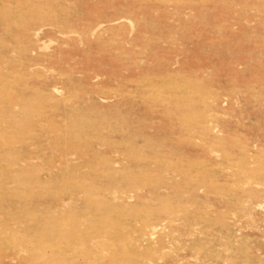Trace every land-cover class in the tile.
Returning <instances> with one entry per match:
<instances>
[{
  "label": "rangeland",
  "instance_id": "374dc122",
  "mask_svg": "<svg viewBox=\"0 0 264 264\" xmlns=\"http://www.w3.org/2000/svg\"><path fill=\"white\" fill-rule=\"evenodd\" d=\"M0 264H264V0H0Z\"/></svg>",
  "mask_w": 264,
  "mask_h": 264
},
{
  "label": "bare ground",
  "instance_id": "6f19581e",
  "mask_svg": "<svg viewBox=\"0 0 264 264\" xmlns=\"http://www.w3.org/2000/svg\"><path fill=\"white\" fill-rule=\"evenodd\" d=\"M23 4V3H22ZM31 4H33V3H31ZM44 8V7H43ZM44 10V9H43ZM22 18V17H21ZM43 19V18H42ZM37 33V32H36ZM38 34V33H37ZM37 37V36H36ZM52 42H50L49 43V45L51 44ZM45 47V46H44ZM49 48V47H48ZM47 47H46V49H48ZM41 49H43V48H41ZM44 50V49H43ZM58 94H60V92H58ZM26 106V105H25ZM24 107V106H23ZM22 107H20V109H21ZM26 107H24V108H22L21 109V111H24V109H25ZM28 113H29V111H28ZM85 113H86V111H85ZM26 114H27V112H26ZM89 114V113H88ZM94 115H96V114H94ZM26 116V115H25ZM84 118V117H83ZM26 119H27V116H26ZM85 120V119H84ZM90 120V119H89ZM90 123V122H89ZM88 124V123H87ZM91 125V123L89 124V126ZM90 128V127H89ZM91 130H93V128H91ZM137 170V169H136ZM143 172V171H142ZM124 176V175H123ZM135 177V176H134ZM136 178V177H135ZM124 181V180H123ZM119 184H120V181L118 182ZM118 184V185H119ZM80 185V184H79ZM260 207V206H259ZM195 208H197V207H195ZM258 208V207H257ZM261 208V207H260ZM156 230V229H155ZM205 242V241H204ZM108 253V252H107Z\"/></svg>",
  "mask_w": 264,
  "mask_h": 264
}]
</instances>
